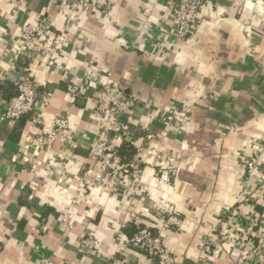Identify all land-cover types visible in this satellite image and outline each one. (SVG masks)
<instances>
[{"label":"crops","instance_id":"0c3cea01","mask_svg":"<svg viewBox=\"0 0 264 264\" xmlns=\"http://www.w3.org/2000/svg\"><path fill=\"white\" fill-rule=\"evenodd\" d=\"M253 2L208 0L179 43L165 0H98L83 15L54 0H0V113L23 69L20 26L42 24L37 44H56L53 60L35 54L27 67L49 105L35 102L17 141V122L0 123V264H146L130 243L137 226L160 234L176 264H242L236 214L264 245V12ZM98 83L135 101L123 125L140 168L115 192L76 178L93 181L89 145L110 136L94 113ZM60 114L66 134L49 151L31 144Z\"/></svg>","mask_w":264,"mask_h":264},{"label":"built area","instance_id":"2783aa9c","mask_svg":"<svg viewBox=\"0 0 264 264\" xmlns=\"http://www.w3.org/2000/svg\"><path fill=\"white\" fill-rule=\"evenodd\" d=\"M59 7L66 8L72 15H83L85 8L100 10L98 0H54ZM170 7L171 20L170 29L172 36L179 42H183L189 33L197 30L200 25L203 12L208 4V0H165ZM253 8L264 12V7L260 0H254ZM42 24H24L20 26L17 33L22 46L21 57L29 63L35 54L45 53L49 60L55 58L56 44L42 48L37 44V39L44 33ZM23 68V67H22ZM14 90L16 93L2 102L4 108L0 113V123L17 122L23 116L34 113V104L39 101L43 107L50 103V96L47 93L39 92L35 81L25 68L18 71L14 81ZM67 91L75 96L76 89L73 85L67 86ZM2 93L0 90V97ZM135 107V101L131 100L118 86L109 84L97 85V96L95 98L94 113L98 119L103 118L108 121L105 131L109 132L108 138L97 137L89 145L88 156L96 161L99 165V173L93 181L84 177H76L77 180L87 186L104 187L109 191H117L122 187L123 182L127 181L130 176H134L139 170V162L136 155L122 164L117 155V146L125 137L123 119L132 112ZM175 111V110H174ZM36 125H44L43 120L37 115L32 119ZM49 130H41L39 135L32 138L30 143L36 147L49 151L59 134H66L68 129V115H57L51 122ZM133 145V140H128ZM173 154V153H172ZM172 158V156H171ZM245 174L252 175L257 167V156H249L244 160ZM137 182L131 181L129 189H137ZM248 201L247 196L242 199ZM232 214V213H231ZM235 215V214H234ZM237 223V236L242 250V264H264V245L259 235L254 221L249 217L243 219L235 215ZM226 240L228 235L220 236ZM130 243L140 250L146 257V264H176L171 252L164 247L160 234L146 227L137 226L133 232ZM96 240L93 234H88L83 239V249L92 251L95 247ZM202 251L205 254L212 252L208 242H204ZM66 264V263H61Z\"/></svg>","mask_w":264,"mask_h":264},{"label":"trees","instance_id":"16d2710c","mask_svg":"<svg viewBox=\"0 0 264 264\" xmlns=\"http://www.w3.org/2000/svg\"><path fill=\"white\" fill-rule=\"evenodd\" d=\"M18 65L22 66L23 68H25V71L28 73V62L27 60H25L23 57H20V59H18ZM38 91L41 92L42 91V88H39L37 87ZM16 93V91L13 89V92L10 94V95H7L6 98H9L11 97L12 95H14ZM27 116V115H26ZM26 116H23L22 118H20L11 135L9 136V139L12 140V141H17L18 140V137L20 135V132H21V129L23 127V124H24V118ZM117 155L119 156L120 158V162L122 164H125L127 162H129L133 156L136 155V149L133 145H131L128 140L124 137L121 142L119 143V145L117 146ZM135 227L132 228V230H134Z\"/></svg>","mask_w":264,"mask_h":264}]
</instances>
